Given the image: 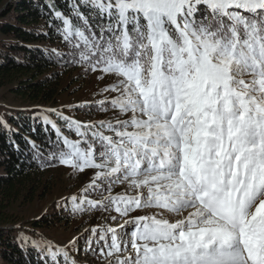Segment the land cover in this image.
<instances>
[{
	"label": "snow or ice",
	"instance_id": "1",
	"mask_svg": "<svg viewBox=\"0 0 264 264\" xmlns=\"http://www.w3.org/2000/svg\"><path fill=\"white\" fill-rule=\"evenodd\" d=\"M49 7L57 62L116 80L69 106L105 119L46 110L78 139L43 115L53 150L28 141L42 168L92 170L72 214L106 213L63 246L21 232L36 264H80L81 241L107 264H264V0H79L77 24Z\"/></svg>",
	"mask_w": 264,
	"mask_h": 264
},
{
	"label": "trees",
	"instance_id": "2",
	"mask_svg": "<svg viewBox=\"0 0 264 264\" xmlns=\"http://www.w3.org/2000/svg\"><path fill=\"white\" fill-rule=\"evenodd\" d=\"M50 3L74 24L82 23L72 13L73 0H0V89L15 84L11 94L44 105L56 103L65 91L63 80L81 69L55 59L53 49L65 53L69 49L57 32L63 24L55 20ZM81 11H85L83 6ZM15 113L17 118H9L14 128L0 124V264H36V250L29 245L22 247L14 232L4 227L13 222L7 212L11 205L19 199L30 201L39 189H49L48 169L57 162L42 168L33 158L37 150L28 141L38 146L43 160L53 150L49 141L56 140V133L30 111ZM32 225L43 226L38 221ZM82 244L80 253H84Z\"/></svg>",
	"mask_w": 264,
	"mask_h": 264
},
{
	"label": "rangeland",
	"instance_id": "3",
	"mask_svg": "<svg viewBox=\"0 0 264 264\" xmlns=\"http://www.w3.org/2000/svg\"><path fill=\"white\" fill-rule=\"evenodd\" d=\"M73 2L78 4L79 0H73ZM7 4L8 2L3 6L1 11L7 7ZM70 74L68 78L66 76L63 80L65 91L57 97L56 103L53 104L30 103L20 99L18 96L11 94V91L15 88V84L1 88L0 121L6 122L8 126L6 128L12 129L14 125L10 123L9 118L10 116L17 118L18 115L15 112L24 111V114H28V111H30L33 116L36 115L41 120L43 115H49L51 119L56 121L58 126L62 127L65 135H68L72 140L78 139L74 132L69 133L64 124L58 123V118L54 113L47 112L46 110H60L65 116H70L81 122L105 119L106 117L103 113L99 112L96 114L97 111H95L89 115V109L87 108L71 109L69 106L79 105L84 101L94 102L95 100L103 99L102 95H94V93H98L99 89L114 82L116 77L106 75L104 79L98 80L96 77L100 73L89 72L85 74L82 68L74 70ZM48 172L50 173V179H48L49 189L47 187L39 189L30 201L19 199L15 204L11 205L7 209V212L13 218V222L4 228L12 230L17 239L20 233L23 232L31 240H38L42 237L55 245L63 246L73 237L84 233L85 229H91L104 223L103 216L106 213L95 211L74 215L71 212L69 198L80 194L81 189L89 183L92 170L86 169L83 173L74 172L71 168L59 165L57 162L54 167L48 169ZM122 188L123 186H116L114 192H119ZM91 198L99 199L95 195ZM66 200H69L66 205L67 210H65ZM57 202H59V206ZM112 215H116V213L113 212ZM33 221H38L43 226H33ZM117 223H123V220H119ZM17 225L20 227L18 228ZM112 226L115 227L116 225L113 224ZM18 241L21 245L23 244L22 240ZM29 246H31L30 242ZM70 255L80 261V264H89L90 261L91 264H107V261L96 260L91 255L85 257L84 253L77 254L70 250ZM60 259L62 264L63 258L61 257Z\"/></svg>",
	"mask_w": 264,
	"mask_h": 264
}]
</instances>
